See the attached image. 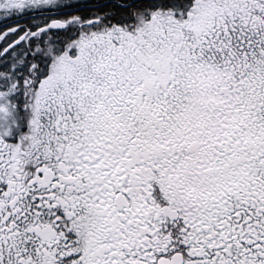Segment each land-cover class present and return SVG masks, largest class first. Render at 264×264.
Returning a JSON list of instances; mask_svg holds the SVG:
<instances>
[{
  "label": "snow or ice",
  "instance_id": "obj_1",
  "mask_svg": "<svg viewBox=\"0 0 264 264\" xmlns=\"http://www.w3.org/2000/svg\"><path fill=\"white\" fill-rule=\"evenodd\" d=\"M0 264H264V0H0Z\"/></svg>",
  "mask_w": 264,
  "mask_h": 264
}]
</instances>
